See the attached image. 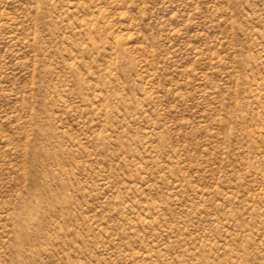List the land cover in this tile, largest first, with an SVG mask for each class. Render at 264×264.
<instances>
[{
    "label": "rangeland",
    "instance_id": "374dc122",
    "mask_svg": "<svg viewBox=\"0 0 264 264\" xmlns=\"http://www.w3.org/2000/svg\"><path fill=\"white\" fill-rule=\"evenodd\" d=\"M0 264H264V0H0Z\"/></svg>",
    "mask_w": 264,
    "mask_h": 264
}]
</instances>
